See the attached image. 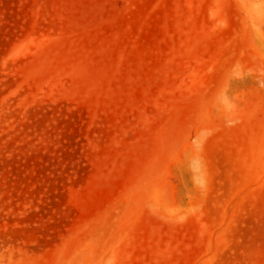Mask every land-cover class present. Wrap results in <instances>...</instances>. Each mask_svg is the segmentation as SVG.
<instances>
[{"label":"rangeland","instance_id":"374dc122","mask_svg":"<svg viewBox=\"0 0 264 264\" xmlns=\"http://www.w3.org/2000/svg\"><path fill=\"white\" fill-rule=\"evenodd\" d=\"M0 264H264V0H0Z\"/></svg>","mask_w":264,"mask_h":264}]
</instances>
